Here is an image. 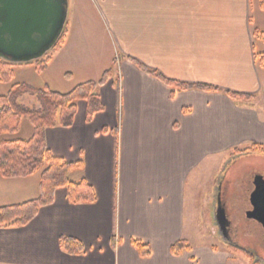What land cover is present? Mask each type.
Instances as JSON below:
<instances>
[{
    "label": "crops",
    "instance_id": "0c3cea01",
    "mask_svg": "<svg viewBox=\"0 0 264 264\" xmlns=\"http://www.w3.org/2000/svg\"><path fill=\"white\" fill-rule=\"evenodd\" d=\"M102 11L117 36L113 51L95 60L73 46L71 57L82 67L75 85L112 68L97 87L103 109L87 121V102L79 99L71 125L45 128L54 155L82 161L69 178L86 180L96 199L72 203L67 188L57 187L30 222L0 226V264H264L234 252L214 220L209 229L219 192L216 172L208 176L209 160L216 168L231 149L264 153V105L255 108L264 98V50L255 43L264 37L255 32L264 31L259 0H105ZM134 60L193 86L171 93L173 87ZM92 62L97 67L90 72ZM33 64H13V78L0 81V93L16 83L34 86ZM225 90L252 97L233 98ZM27 95L18 101L41 106L33 95L27 103ZM34 175L0 174V206L37 197L40 174ZM249 186L250 194L252 180ZM61 236L78 239L83 252L63 250ZM209 237L215 242L208 244ZM133 239L151 253L141 256ZM179 240L189 247L174 253Z\"/></svg>",
    "mask_w": 264,
    "mask_h": 264
},
{
    "label": "trees",
    "instance_id": "16d2710c",
    "mask_svg": "<svg viewBox=\"0 0 264 264\" xmlns=\"http://www.w3.org/2000/svg\"><path fill=\"white\" fill-rule=\"evenodd\" d=\"M259 5L264 9V0H259ZM256 33L264 34V31ZM67 27L54 45L53 49L61 47L65 40ZM49 56L35 60L37 68L43 69L47 65ZM134 62L171 87V93L177 89H187L193 85L173 81L165 78L157 70L144 67L139 61ZM260 62L264 65V53H261ZM29 63V62H28ZM14 63L0 58V81H9L13 76L12 65ZM112 68L106 69L101 77L96 80H87L75 85L67 92L45 88H35L27 83L13 84L5 94H0V135L5 132H15L21 125L23 117H28L33 126V133L28 139H0V174L4 177H25L39 172V194L37 197L10 205L0 206V226H22L30 222L37 214L39 208L53 201L54 191L59 186H65L68 191V199L72 203L94 202L95 192L89 183L84 180L73 181L69 174L82 166V161H66L54 155L47 146L45 128L63 125L69 126L73 122L79 99L87 102L86 120L90 121L95 112L103 109L99 99L97 87L111 75ZM196 87L203 90H218L210 84H197ZM34 94L39 100V108L20 103L19 97L24 93ZM233 98L250 99L252 95L225 90ZM113 244L115 235L112 237ZM63 250L71 254L83 252L82 243L73 237L61 236L59 239ZM141 256L151 253L150 246L140 240H132ZM232 245V244H231ZM189 247L186 240H179L171 245L174 253L182 248ZM235 248V247H234ZM249 258L252 254L245 248H235Z\"/></svg>",
    "mask_w": 264,
    "mask_h": 264
},
{
    "label": "rangeland",
    "instance_id": "374dc122",
    "mask_svg": "<svg viewBox=\"0 0 264 264\" xmlns=\"http://www.w3.org/2000/svg\"><path fill=\"white\" fill-rule=\"evenodd\" d=\"M68 2L69 11L66 27L67 30L69 29L68 41L70 40V43L66 47L61 45L58 49L51 48L44 55L49 56L45 68L40 69L37 68L36 64L32 65L36 69V73L31 78L35 88L48 87L61 92L66 90L67 87L72 88L75 85L73 83H76L75 81H81L82 67L79 65L77 57H71L73 46H79L84 51L83 54L85 56L95 58V60H99V58L104 60L103 57L109 53V50L113 51L117 36L110 20L104 16L102 11V5H105V0H68ZM255 43L257 50H264V37H255ZM96 67V63L92 62L88 64L87 68L90 72H93ZM69 83H72V85L67 86ZM28 94L27 103L33 100L32 95L36 97L29 92ZM263 105L264 98H260L256 102L255 108L257 107L258 109L260 107L263 110ZM32 129L33 126L29 118L23 117L17 131L2 133L0 139H28L30 137L29 130L32 132ZM213 165L214 162L209 160L208 176L210 177L213 171L216 172L217 177H219L217 185L221 196H223L226 189L231 192V196L224 195L223 197H225L228 204L225 206V210L233 227V246L253 252V254L251 253L253 258L263 263L264 230L261 224L254 219L246 217V210L249 207L248 199L250 194L248 189L250 181L259 172L264 175V153L243 148L242 150L231 149L230 153L223 157L218 167L213 168ZM34 174L36 177L39 176V172ZM219 183H221L222 189ZM209 218V229L211 230L213 227L212 210L209 212ZM216 239H220L218 235H216ZM207 241L208 244L211 241L215 242L212 237H209ZM235 248L233 251L239 252Z\"/></svg>",
    "mask_w": 264,
    "mask_h": 264
},
{
    "label": "water",
    "instance_id": "95a60500",
    "mask_svg": "<svg viewBox=\"0 0 264 264\" xmlns=\"http://www.w3.org/2000/svg\"><path fill=\"white\" fill-rule=\"evenodd\" d=\"M68 11V0H0V58L16 64L42 58L60 38ZM253 185L252 209L246 211V217L264 228V178L261 174L254 175ZM213 220L227 239L230 221L220 192Z\"/></svg>",
    "mask_w": 264,
    "mask_h": 264
},
{
    "label": "flooded vegetation",
    "instance_id": "af4514ba",
    "mask_svg": "<svg viewBox=\"0 0 264 264\" xmlns=\"http://www.w3.org/2000/svg\"><path fill=\"white\" fill-rule=\"evenodd\" d=\"M258 174H261L262 176H263V178H264V175L262 174V173H258ZM254 190V185H253V178H252V188H251V190H250V194H251V192ZM263 195H264V193H263ZM260 199H262V198H260ZM259 201V200H258ZM249 202H250V197H249ZM262 206H264V204H262ZM249 209H252V204H251V202H250V207L248 208V210ZM247 211V210H246ZM230 221V220H229ZM259 223V222H258ZM260 224V223H259ZM228 229H229V237H227V240H229L230 241V243L233 245V243L232 242H234V232H233V227H232V224H231V221H230V223H229V227H228ZM263 230H264V228H263ZM250 253H252L253 254V252H250Z\"/></svg>",
    "mask_w": 264,
    "mask_h": 264
}]
</instances>
